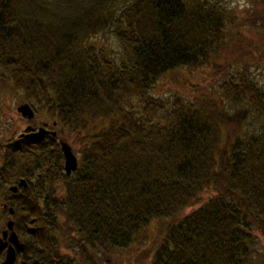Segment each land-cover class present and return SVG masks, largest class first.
<instances>
[{
    "label": "trees",
    "instance_id": "1",
    "mask_svg": "<svg viewBox=\"0 0 264 264\" xmlns=\"http://www.w3.org/2000/svg\"><path fill=\"white\" fill-rule=\"evenodd\" d=\"M251 1L241 16L220 0H0V84L86 141L70 175L56 138L0 143V213L14 211L19 264H74L67 239L95 264L89 247H126L154 219L171 223L150 264L249 261L264 231V83L248 77L264 39L244 31L264 25V0ZM100 32L119 51L92 42ZM209 66L215 87L192 99L150 93Z\"/></svg>",
    "mask_w": 264,
    "mask_h": 264
},
{
    "label": "rangeland",
    "instance_id": "2",
    "mask_svg": "<svg viewBox=\"0 0 264 264\" xmlns=\"http://www.w3.org/2000/svg\"><path fill=\"white\" fill-rule=\"evenodd\" d=\"M220 1L230 9L239 11L240 13L243 11L241 16L243 15L245 9H248L251 12L253 7L251 0ZM244 31L250 41L264 39V25L257 24L252 28L246 26ZM91 40L97 45H103L111 50L114 49L119 51V45L111 34L100 32L96 36L92 37ZM256 62L257 63L250 62L252 67L248 70V77L261 84L264 83V59L257 60ZM211 70L212 68L209 66L192 71L177 70L170 72L159 78L150 93L153 97L164 99L177 95L188 100L192 99V97L199 94V92L204 91L209 86H212L213 88L215 87L213 81L218 80V77L215 76V78L213 74H211ZM0 85H3L4 87H0V143L3 144L11 140H16L20 134L24 133L26 127L29 125L38 128L43 126L44 123H48L50 129L58 132L59 139L65 141L71 147L73 153L77 157V160H79L80 149L83 146L82 142H86L82 139V134L77 135V133H72L67 130L59 132L57 125L55 127L51 126L53 120L45 116L43 113L38 114L34 112L33 119L27 120L16 111L18 106L23 103H27V101L24 100L22 92L15 91L8 84H6L5 81H3ZM132 102L136 104L135 99H132ZM63 163L64 160L62 159V168ZM22 179H24V177ZM10 186L12 185L9 183L7 188ZM54 186L56 188V194L61 196L63 194L62 184L60 182H56ZM208 196L209 193L202 194L200 201L196 205L186 208L184 214L189 213L193 208H196L205 202ZM1 201L2 200H0V203ZM2 202L5 203L4 201ZM11 218L12 216L8 213H0V233L6 228V222ZM174 220H177V218ZM169 222L171 223L170 219H154L146 227H144L126 247L110 249L89 247V253L94 256L95 264H150L154 250L160 240L159 237L162 232V225L165 226ZM253 235L255 239L253 245L254 250L246 264H264V231H255ZM71 246L72 244H69L68 239L67 241L65 240L60 243L61 254H67L70 257L72 256L74 264H90V260L85 263H82L80 259L78 260L75 250L69 248ZM0 255H2L0 257L1 264L5 253L0 252ZM20 261L21 258L19 257L15 264H19Z\"/></svg>",
    "mask_w": 264,
    "mask_h": 264
},
{
    "label": "water",
    "instance_id": "3",
    "mask_svg": "<svg viewBox=\"0 0 264 264\" xmlns=\"http://www.w3.org/2000/svg\"><path fill=\"white\" fill-rule=\"evenodd\" d=\"M16 111L27 120H31L34 117V110L33 108L27 104L23 103L16 108ZM55 125V123H53ZM28 132V133H25ZM46 135L51 137H56L55 131H49L46 129L45 126L34 130L31 126L26 127L24 133L20 135V137H25L27 139H34V140H43ZM60 149L63 155V171L65 174L70 175L71 173L75 172L78 166V160L76 155L73 153L71 147L62 140H59ZM27 183L24 179H20L18 184L15 186H10L9 191L15 193L18 187H26ZM6 208V205L2 206ZM9 214L13 215L14 211L9 208ZM14 222L13 220H8L6 222V228L1 232L0 236V252L5 251L4 259L1 264H15L16 255L22 254L24 250V244L18 239V236L13 230Z\"/></svg>",
    "mask_w": 264,
    "mask_h": 264
},
{
    "label": "flooded vegetation",
    "instance_id": "4",
    "mask_svg": "<svg viewBox=\"0 0 264 264\" xmlns=\"http://www.w3.org/2000/svg\"><path fill=\"white\" fill-rule=\"evenodd\" d=\"M43 125H45V127H46L48 130H51L50 127H49V125H48L47 123H44ZM32 128L36 130V129H38L39 127L36 128V127L32 126ZM20 255H21V254L17 255V257H16V261L19 259V256H20Z\"/></svg>",
    "mask_w": 264,
    "mask_h": 264
}]
</instances>
